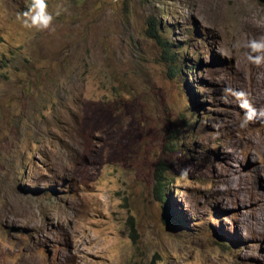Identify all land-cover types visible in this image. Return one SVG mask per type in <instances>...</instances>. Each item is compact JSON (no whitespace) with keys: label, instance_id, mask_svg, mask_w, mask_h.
Listing matches in <instances>:
<instances>
[{"label":"rangeland","instance_id":"374dc122","mask_svg":"<svg viewBox=\"0 0 264 264\" xmlns=\"http://www.w3.org/2000/svg\"><path fill=\"white\" fill-rule=\"evenodd\" d=\"M46 3L0 0V264H264V0Z\"/></svg>","mask_w":264,"mask_h":264},{"label":"clouds","instance_id":"9594fccd","mask_svg":"<svg viewBox=\"0 0 264 264\" xmlns=\"http://www.w3.org/2000/svg\"><path fill=\"white\" fill-rule=\"evenodd\" d=\"M61 11H66L61 5H57L55 16H59ZM20 16L22 19V25L26 29H35L37 31H55L53 26L54 15L48 11V4L46 0H31L30 6L26 11L22 12ZM248 47L251 52L248 54V59L253 64L259 66L264 62V55H255L251 53L264 52V37L259 40L253 39L249 42ZM225 92L231 93L239 102V107L244 110V116L241 119L240 127L245 128L250 122L259 117H264V108L259 110V117L257 115L258 110L252 106L250 101L246 98L247 93L243 90L235 91L233 89H225Z\"/></svg>","mask_w":264,"mask_h":264},{"label":"trees","instance_id":"16d2710c","mask_svg":"<svg viewBox=\"0 0 264 264\" xmlns=\"http://www.w3.org/2000/svg\"><path fill=\"white\" fill-rule=\"evenodd\" d=\"M147 35H149V37L153 40H155V42L161 47L164 55L167 57L166 60L168 61H173L174 55H176V53L171 54V49L175 48L171 43H166L164 41V39L161 38V35L158 32V29H156L155 27H150L147 30ZM180 70V68H179ZM171 71L173 74H175L178 70L174 67H171ZM167 170V167L162 163L160 164V166L158 167V169H156V171L154 172V179H155V193L158 196V201H161L159 203V206L161 209H163L165 211V213H169V206H168V195L167 193L164 192V188H165V171ZM133 232V230H132Z\"/></svg>","mask_w":264,"mask_h":264},{"label":"bare ground","instance_id":"6f19581e","mask_svg":"<svg viewBox=\"0 0 264 264\" xmlns=\"http://www.w3.org/2000/svg\"><path fill=\"white\" fill-rule=\"evenodd\" d=\"M262 53V52H261ZM254 55H255V53H254ZM261 55H264V52L261 54ZM247 58H248V55H247ZM249 60V59H248ZM247 59H246V61H248ZM248 63V62H247ZM250 65H251V67L250 68H252V67H254L253 69L255 70V74H253V75H249V77L247 76V74H249V73H247V74H245L246 75V77H248L249 78V80H250V77L253 79V83H255L256 84V88H254V90L257 92V90H258V94L260 95V96H262V98H264V62H262L259 66H257V65H255V64H253L251 61H250V63H249ZM249 67V66H248ZM250 70V69H249ZM248 70V71H249ZM244 75V76H245ZM246 77H244V78H246ZM248 80V81H249ZM245 82V81H244ZM253 86V85H252ZM257 94V93H256ZM262 100V99H261ZM257 133H255V135H256ZM264 137V136H263ZM262 137V138H263ZM256 138H258L257 136H256ZM260 138H261V136H260ZM248 140V139H247ZM250 140V139H249ZM263 140V139H262ZM252 141V140H251ZM260 141V140H259ZM256 142V144L259 146V144H261V143H258V141L255 139V141H254V143ZM262 142V141H261ZM260 147V146H259ZM264 147V146H263Z\"/></svg>","mask_w":264,"mask_h":264}]
</instances>
